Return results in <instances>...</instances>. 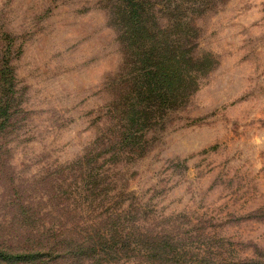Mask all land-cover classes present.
I'll list each match as a JSON object with an SVG mask.
<instances>
[{"label": "rangeland", "instance_id": "obj_1", "mask_svg": "<svg viewBox=\"0 0 264 264\" xmlns=\"http://www.w3.org/2000/svg\"><path fill=\"white\" fill-rule=\"evenodd\" d=\"M138 2L194 88L126 142L121 2L0 0V69L9 59L16 84L0 117V245L21 239L29 206L78 234L136 224L215 264H264V0Z\"/></svg>", "mask_w": 264, "mask_h": 264}, {"label": "trees", "instance_id": "obj_2", "mask_svg": "<svg viewBox=\"0 0 264 264\" xmlns=\"http://www.w3.org/2000/svg\"><path fill=\"white\" fill-rule=\"evenodd\" d=\"M119 1L123 6L120 15L125 28L124 39L135 50L132 63L135 65L133 89L136 95L132 97V90L125 96L122 113L127 126L123 127L121 138L128 142L135 139L150 120L154 121V109L160 106L171 109L181 98L186 99L194 81L185 74L184 56L172 51L168 41H160V30L140 19L138 0ZM10 64L7 59L0 69V117L5 121L11 110L10 97L16 92ZM67 168L74 170L73 166ZM69 186L78 189L77 182ZM58 197L61 204L60 199H67L66 195ZM31 211V207L24 206L23 212L19 213L23 218L19 229L21 239L0 245V264H106L133 258L158 264L217 262L202 255V250H196L178 235L143 232L136 224L130 226L119 222H104L97 230L78 234L80 231L76 229H63V226L47 221L50 214H43L44 217L37 220Z\"/></svg>", "mask_w": 264, "mask_h": 264}]
</instances>
